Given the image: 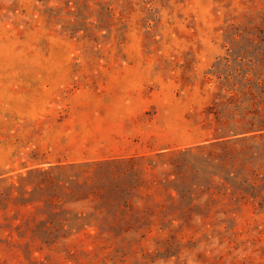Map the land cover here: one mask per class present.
I'll list each match as a JSON object with an SVG mask.
<instances>
[{
  "label": "rangeland",
  "instance_id": "obj_1",
  "mask_svg": "<svg viewBox=\"0 0 264 264\" xmlns=\"http://www.w3.org/2000/svg\"><path fill=\"white\" fill-rule=\"evenodd\" d=\"M0 264H264V0H0Z\"/></svg>",
  "mask_w": 264,
  "mask_h": 264
}]
</instances>
